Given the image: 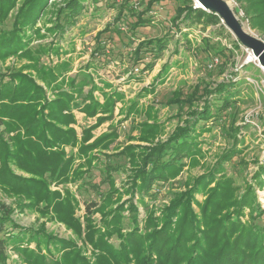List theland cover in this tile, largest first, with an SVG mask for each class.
<instances>
[{
	"label": "trees",
	"instance_id": "trees-1",
	"mask_svg": "<svg viewBox=\"0 0 264 264\" xmlns=\"http://www.w3.org/2000/svg\"><path fill=\"white\" fill-rule=\"evenodd\" d=\"M56 1L0 0V60H6L13 55L26 60L20 68L10 73L8 81H4V76L0 74V186L7 194L23 195L30 200V207H35L43 214H52L55 219L81 235L82 225L80 219L75 216L77 200L70 191L67 190L63 194L52 190L50 185L81 179L82 168L74 169L73 159H66L63 146L77 145L81 154L89 156L90 164L94 159L90 152L95 149H107L110 141L118 136L117 132L113 131L85 144L93 137L91 130L113 118L116 103L124 99V93L115 89L113 82L98 74L96 64L101 57L110 55L105 43L113 41L114 37L111 35L123 34L119 22H125L127 29L135 35L140 26L151 22V17L146 15L158 0H148L145 5L142 3L141 8L122 6L117 18L96 34L97 46L92 52L91 60L77 68L76 72H73L71 60L50 66L43 64L41 58L49 53L58 56L68 53L62 48L61 40L75 25L89 0H64L61 4ZM191 1L184 0L183 6L176 9L178 16L174 20L185 12L187 19H204L209 23H218L220 18L217 14L195 8ZM236 2L243 12L240 19L247 20L252 28L264 35V0ZM52 4L56 6L53 12L55 18L48 20L52 25L46 27V31L57 32L60 42L33 47L31 42L34 35L38 39L45 37L37 23ZM11 12L14 14L8 23ZM129 17L134 20L128 21ZM106 32H109L110 36L103 37ZM167 39L163 36L137 43L134 41L129 53L130 58L134 60V67L125 70L129 73L128 77L135 78L138 75L137 79H141L145 71L151 70L154 57L160 58ZM124 57H120L121 61ZM139 64L140 68L135 72V67ZM38 80L44 85L38 83ZM112 87L110 92L106 90ZM203 89L207 94L204 110L199 112L190 105V113L194 116L198 114L197 117L190 119L185 126L178 125L167 141H159L155 146L130 144L120 152L114 153L116 156L126 155L131 163L141 165L137 171V180H141V185L138 184L140 188L137 189V183H134L135 189L149 190L156 181L174 178L182 171L185 163L181 160L185 157L191 159L193 164L199 162L195 155L201 150L198 148L196 135L192 133L199 120L209 118L210 93L224 92L228 88L225 83H221L215 90L206 87ZM96 91L103 95V102L96 98ZM199 91L200 88L197 87L179 101L185 104L198 99ZM48 92L53 94L52 98L48 97ZM180 95L181 93H176L175 97ZM229 101L230 96H224V102ZM74 110L84 112L89 117L100 114L96 125L84 129L81 141L76 129L71 126L77 122ZM129 111H138L136 103L129 107ZM214 115L217 117L219 114ZM139 129V135L133 139L153 143L162 133L163 125L142 121ZM14 165L32 176L23 177L16 174ZM150 165L151 168L148 169ZM220 166L221 164L218 169H222ZM71 172L73 176H70ZM215 172L198 177L192 189L177 193L162 218L161 226L155 219H148L144 233L140 232L138 225L135 226L137 230L122 233L124 205L129 203L128 209L133 211L136 207L131 200L114 207L115 190L107 192L98 207L96 202L87 203L85 239L95 250L93 262L82 254L73 241L59 240L46 234H43L47 240L46 245L62 243L64 252L59 259H53L51 263L39 262L32 251H24V254L29 262L35 264H264V218L261 219L264 216V208L257 202L256 192L251 184L242 197L238 198L235 196L233 178L222 176L223 178L211 188L205 205L199 204L201 215L191 207L194 192L197 193L214 182L217 179ZM263 175L264 165H261L254 176L260 186H264ZM126 191L130 192L129 189ZM244 205L252 207V221L248 223L239 218L243 214ZM91 207H96V211L102 213L104 231L95 227L90 217ZM231 208L237 214V219L231 218L228 212ZM224 210L227 212L223 213ZM13 212V208L0 199V264L6 259L9 244L24 237L41 244V235L45 233L28 228L22 229L25 236L20 232L8 236L6 233L17 226L12 220ZM115 232L123 237L119 246L109 241ZM67 245L70 246L69 250H66Z\"/></svg>",
	"mask_w": 264,
	"mask_h": 264
},
{
	"label": "rangeland",
	"instance_id": "rangeland-1",
	"mask_svg": "<svg viewBox=\"0 0 264 264\" xmlns=\"http://www.w3.org/2000/svg\"><path fill=\"white\" fill-rule=\"evenodd\" d=\"M63 1L57 0L56 2L61 4ZM97 1V3L93 0L87 2L82 15L61 40L62 48L68 53L61 56L54 53L46 54L41 58L43 64L52 66L60 61L71 60L74 66L73 72H76L77 68L91 60L92 52L97 46L96 34L117 18L121 7L132 5L141 8L142 3L145 5L148 0ZM227 1L239 18L243 16L236 0ZM183 4L184 0L156 1L146 15L151 17L148 25L140 26L135 31V35H132L127 29V24L120 21L119 25L122 27L123 34L113 33L111 35L112 38L114 37L113 41L105 43L106 50H110L108 53L110 55L101 57L96 64L98 74L113 82L114 88L124 93V99L116 103L113 118L98 124L91 130L93 137L85 144L113 131H116L118 136L110 141L107 149H95L90 152V155L94 156L90 164L89 156L81 154L77 145L63 146L66 159H73L74 169L80 167L83 173L81 179L75 182L68 181L58 185L51 183L50 185L52 190H58L63 194L67 190L70 191V194L77 200L75 216L80 219L82 225L81 235L75 233L65 223L55 219L52 214H43L35 207H30V200L23 195L7 194L0 186V199L13 208L12 220L17 224L6 234L9 236L11 233L20 232L23 235L22 229L28 228L45 232L41 235V244H38L36 240H29L28 237L9 244L3 264H35L28 261L24 251H32L39 262L51 263L53 259H59L64 252L62 243L46 245L47 240L43 234L52 235L59 240L73 241L81 249L82 254L93 262L95 250L85 239L86 205L96 202L98 207L107 192L113 190H115L113 191L114 207L127 200H131L136 207L133 211L128 209L129 203L124 205L121 225L123 234L137 230V228L144 233L147 220L151 218L161 226L162 218L166 215L167 208L175 195L192 189L198 177L215 172V170H217L215 172L217 179L201 191L194 192L195 197L191 200V207L199 216L202 213L199 204L204 203L205 205L211 188L223 178L222 176L233 178L235 196L238 198L242 197L248 185L251 184L256 192L257 202L264 208V186H260L254 178L259 167L264 165V68L260 66L253 53L230 32L220 17L218 23L214 24L204 19H187L183 12L174 20L178 16L176 9L182 7ZM197 4L195 0L191 1V5L195 8H202L197 7ZM55 7L52 4V7L37 23V27L42 29L41 33L45 34V37L38 39L34 35L31 46L60 42V35L57 32L46 31V27L52 25L48 20L55 18L53 13ZM13 14L10 13L8 23ZM132 20L134 19L129 17L128 21ZM241 22L249 32L264 39V35L252 28L247 20L244 19ZM105 36H110V33H104L103 37ZM163 36L168 38V41L160 53V58L154 57L153 68L145 71L141 79H137L138 75L135 78H129V73L125 70L134 67V60L129 55L133 42ZM121 56H125L123 61L120 59ZM25 62V59L17 55L0 60V74L4 76V79L1 78L8 81L10 73L20 68ZM138 68L140 64L135 67V72ZM38 83L44 85L39 80ZM221 83H225L228 89L224 92L210 93L209 118L199 120L192 133L196 135L199 142L198 148L201 150L195 155L199 162L193 164L191 159L185 157L181 160L185 163L182 171L174 178L156 181L149 190H137L141 185V180H137V171L141 165L131 163L126 155L116 156L114 153L120 152L130 144L155 146L159 141H167L178 125L185 126L190 119L197 117L198 114L194 116L190 113V105L199 112L204 110L207 94L203 88L215 90ZM197 87L200 88L198 99L191 98L193 99L191 103L188 101L185 104L179 101L180 98H185L186 94H191ZM111 89L113 87L106 88L108 92ZM176 93H181L180 97H175ZM226 95L230 96L228 103L224 102ZM95 96L103 102L104 97L99 91L95 92ZM48 97L52 98L53 94L48 92ZM133 103H136L138 111L130 112L129 107ZM74 113L77 122L71 126L76 129L79 141H81L84 129L96 125L100 114L96 117H89L78 110H74ZM214 114L219 115L216 117ZM142 121L158 122L163 125L162 133L155 139V142H141L133 139L134 136L139 135ZM226 154L229 156L224 157ZM219 164L222 169H218ZM13 168L20 176H32L15 165ZM147 168H151V165ZM70 176H73L72 172ZM134 183H137V189L133 187ZM128 189L130 192L126 191ZM243 208V214L239 218L243 222H251L252 207L244 205ZM91 210L90 217L95 227L104 231L102 213L96 211V207H91ZM226 212L227 210L223 211V213ZM228 212L232 219H237L233 208L228 209ZM136 225H138L137 228H135ZM109 241L119 246L123 242V237L115 232ZM69 249L70 246L67 245L66 250Z\"/></svg>",
	"mask_w": 264,
	"mask_h": 264
},
{
	"label": "water",
	"instance_id": "water-1",
	"mask_svg": "<svg viewBox=\"0 0 264 264\" xmlns=\"http://www.w3.org/2000/svg\"><path fill=\"white\" fill-rule=\"evenodd\" d=\"M197 7L217 14L230 32L258 59L264 68V39L249 32L227 0H195Z\"/></svg>",
	"mask_w": 264,
	"mask_h": 264
},
{
	"label": "bare ground",
	"instance_id": "bare-ground-1",
	"mask_svg": "<svg viewBox=\"0 0 264 264\" xmlns=\"http://www.w3.org/2000/svg\"><path fill=\"white\" fill-rule=\"evenodd\" d=\"M256 58V57H255ZM257 59V58H256ZM258 60V59H257Z\"/></svg>",
	"mask_w": 264,
	"mask_h": 264
}]
</instances>
